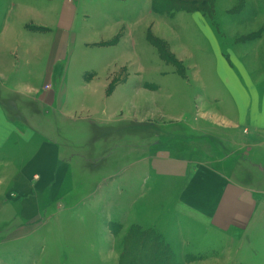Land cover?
<instances>
[{"label":"rangeland","instance_id":"374dc122","mask_svg":"<svg viewBox=\"0 0 264 264\" xmlns=\"http://www.w3.org/2000/svg\"><path fill=\"white\" fill-rule=\"evenodd\" d=\"M8 22L4 79L36 99L0 95V264H264V0H0ZM156 159L229 180L238 230L208 217L213 187L183 199Z\"/></svg>","mask_w":264,"mask_h":264},{"label":"crops","instance_id":"0c3cea01","mask_svg":"<svg viewBox=\"0 0 264 264\" xmlns=\"http://www.w3.org/2000/svg\"><path fill=\"white\" fill-rule=\"evenodd\" d=\"M75 13H76V10H75ZM61 20H62V16L60 15L58 23L56 24L57 27H59ZM3 26H4L3 30H2V32H0V87L7 94H11V93L20 94L21 93V94H24L25 97H29V98L33 97V96H30V94H27L28 92L26 90L20 91L17 88H15V86H18V85L20 86V85H22V83H19L18 85H15L14 83L8 85L7 81H10L9 77L7 79H4L5 74H6V69H7L6 67H7L8 59H9V57H8V54H9L8 53V49H9L8 46H10L8 44L9 22L5 23V25H3ZM68 30L67 29L59 30V31H61V33H60V36L58 38L59 41L57 40L58 44L55 48L57 55H59L62 48L64 47V45L67 42ZM57 52H59V53H57ZM63 52H62V54H63ZM62 54H60V55H62ZM58 62H59V64H62L61 61H57L53 64L51 69H49V73H48L49 80H50V82L52 81V83H53L52 78L54 76H56L55 75L56 70L54 68ZM62 69H63V73L60 77L61 80H63V76L67 72V66H66L65 70H64V68H62ZM221 70H222V68H221ZM29 75H30V73H29ZM2 76H3V78H2ZM81 76L79 78V81H83V82H81V84H82V83H85L86 80L83 79L82 74H81ZM12 81H14V80H12ZM71 81L73 82L74 79H72ZM263 82H264V79H263ZM93 83H94V81L91 82L90 85H92ZM262 85L264 86V83H262ZM9 86H13L14 88H10ZM33 98L36 99L35 97H33ZM261 102H262V115H261L262 116V118H261L262 124L261 125L264 129V87H263L262 94H261ZM52 108L57 110L59 108V105L54 104V105H52L51 109ZM5 117H7V116H6V113L4 110V106L0 103V134H4V133L9 134L11 132L7 129V127H9L10 125L6 121ZM37 151H38V153L36 155H34V157H33V158H35L33 160V166H35V168H37L35 171H38L39 174L47 177V173L52 172V169L50 167L53 166L54 161L55 160L57 161V159L59 157V150H58L56 144L44 142V144L42 146H40ZM152 169L154 172L153 173L154 178L155 179H163L164 182H166V185H167V186H165L166 188L168 187V184L171 181H178L181 183L186 182V185L187 184L188 185L184 189V193H183L182 197H183V199L187 198L188 200H190V198L194 197V203L195 204L200 205L201 203L205 202V199H204L205 195L200 194L201 187H205L206 185L213 187V188L207 189V195L216 197V200H213V201H215L213 203V207L211 209H209V211H208V215H209L208 217L209 218L211 217L212 221L216 225H219L220 228L226 229L229 226L234 230H238V225L236 224L237 220L235 219V215H232L231 218H230V216L227 218L223 217L225 209H227L229 203H231V200L233 199L232 195L235 194L234 193V187L230 186L229 180L227 182H224L223 179L219 180L218 182L212 180V181L207 183L205 180V175L207 176V174L205 173L206 170L202 171L201 167L198 166V163L196 166V164H192L191 161L187 162L186 160H182V161H178V160L172 161L171 160L170 161L168 159H165V160L156 159V160H154V163L152 165ZM24 172L27 176L31 175L30 170H26ZM58 172L59 171L55 172V170H54L55 174H58ZM214 179H216V177ZM210 184H212V185H210ZM240 202L242 203V201H240ZM183 204L188 206V207H193L191 202L187 201V200L183 201ZM235 207H237V204H235ZM246 208H248L246 210V214H247L249 212V209H251L250 204L248 206H246ZM225 214L227 215V212ZM227 220H233V223L231 221L228 222ZM246 226L244 225L243 227H240V228L245 229Z\"/></svg>","mask_w":264,"mask_h":264},{"label":"trees","instance_id":"16d2710c","mask_svg":"<svg viewBox=\"0 0 264 264\" xmlns=\"http://www.w3.org/2000/svg\"><path fill=\"white\" fill-rule=\"evenodd\" d=\"M2 91H3V90H2L1 87H0V95H3V92H2ZM7 95H8V94H7ZM0 101H1V100H0ZM143 126H146V125H143ZM147 126H148V125H147ZM147 126L145 127V130H147ZM149 128H152V127H149ZM155 131H157V130L155 129ZM157 237H158V236H157ZM154 239H157V238H154ZM151 246L156 247L153 243L151 244ZM141 247H142V248H141ZM146 247H147L146 243H145V244L142 243V240H141V239H135V240H133V242H132L131 246L129 247L128 251H129V252H135L136 250H137L138 252L140 251L141 257H143V253H144V251H147V250L149 249V248L146 249ZM151 258H152L153 260L157 261L159 264H166V262H167V261H161L160 256L157 254L156 251H155V253L153 254V256H152V254H151ZM141 259H142V258H141ZM127 261H128L127 264H140V263H139V260L137 261V260L134 259V258H128ZM141 262H142V260H141Z\"/></svg>","mask_w":264,"mask_h":264}]
</instances>
